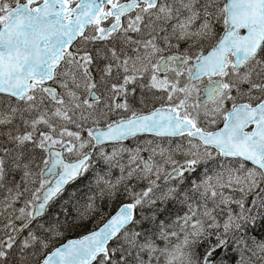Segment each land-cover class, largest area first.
I'll return each mask as SVG.
<instances>
[{"label":"snow or ice","instance_id":"snow-or-ice-1","mask_svg":"<svg viewBox=\"0 0 264 264\" xmlns=\"http://www.w3.org/2000/svg\"><path fill=\"white\" fill-rule=\"evenodd\" d=\"M0 264H264V0H0Z\"/></svg>","mask_w":264,"mask_h":264}]
</instances>
